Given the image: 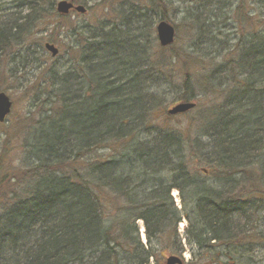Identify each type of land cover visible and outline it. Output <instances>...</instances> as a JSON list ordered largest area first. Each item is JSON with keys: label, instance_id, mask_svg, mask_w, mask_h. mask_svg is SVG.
I'll use <instances>...</instances> for the list:
<instances>
[{"label": "trees", "instance_id": "16d2710c", "mask_svg": "<svg viewBox=\"0 0 264 264\" xmlns=\"http://www.w3.org/2000/svg\"><path fill=\"white\" fill-rule=\"evenodd\" d=\"M192 1L184 21L193 53L159 62L141 11L91 31L75 73L47 77L50 94L35 96L46 98L43 114L28 112L14 143L1 146L0 264H149L155 246L181 255L182 219L188 264H227L239 253L248 264L251 239L262 237L253 217L264 209V0ZM42 2L14 0L4 13L0 83L6 56L20 57L22 40L42 24ZM151 9L165 21L160 0ZM176 63L175 103L214 101L197 122L205 142L191 124H150L158 109L150 90L173 82L165 69Z\"/></svg>", "mask_w": 264, "mask_h": 264}, {"label": "rangeland", "instance_id": "374dc122", "mask_svg": "<svg viewBox=\"0 0 264 264\" xmlns=\"http://www.w3.org/2000/svg\"><path fill=\"white\" fill-rule=\"evenodd\" d=\"M13 1L14 0H0L1 23L5 22L7 18V16H4V13L10 14L12 11L11 7ZM51 1L53 2L52 8L49 4ZM59 1L62 0H43L40 4L42 15H44L43 21L41 22L42 24L37 28L34 26L29 37H27L28 39L22 40L24 46L20 52V57H16L15 54L14 57L6 56V59L9 58L4 60L7 72L5 78L0 83V92L6 94L13 105L10 114L3 123H0V156L1 146L14 143L15 125L21 128L28 112H32L35 119H39L43 114L42 111L45 110L46 107L44 104L46 98L44 96L35 98V96L44 91H46V94H50V88L45 90L44 87L46 83L51 82L53 79L51 80L47 77L52 73L60 75L68 70L75 73L74 67L78 65L77 62L85 47V42L90 41L89 37L92 33L91 31L98 34L106 33L115 25L119 27L123 26L124 21L127 19L125 17L128 15L134 13L137 17L138 13L143 11L146 12V17H143V21L139 24L141 26H149L151 31H148V33L150 39L154 42V46L150 52L154 51L156 53L159 62L163 63V61L173 57L176 53L180 55L182 53L191 54L193 53L192 51H194L192 50V46L195 45L197 41H195V38L192 36L193 34L186 31L185 26L188 24L184 21L187 13H190V10L193 8L194 3L192 0H160L165 5V10L163 11L165 21L175 30L174 43L167 48H161L156 38L155 27L161 20L156 19L155 21V18L151 17L153 14L151 7H154L157 0H85L83 6L86 12L83 15L71 12L66 17L58 15L55 11V5ZM16 10L17 9H14V11ZM26 13V11L22 12V19L26 16ZM23 22L24 20H22V23ZM129 24L130 27L138 25L134 23L132 19L129 21ZM221 31L229 33L226 29H222ZM51 37H56V42H54L53 45L58 49V54L55 57H51V54L43 49V44L46 42L50 43ZM228 38H233L232 32H230ZM196 47L198 46L196 45ZM198 52L202 53L203 50ZM160 57H162V59ZM171 69L173 71L170 72L173 82H170L168 79L158 81V86L155 85L150 90L152 92H157L156 95L158 96L156 102L158 109L154 110L152 113L154 117L150 124L154 127L165 126L174 130H184L191 124L197 131L195 133L197 139L205 142L203 132L198 129L200 123L197 122L201 121V115H203L201 113H204L206 108L214 104V101L210 100L208 103H203L202 100H197L195 102V107L183 115H166L168 109L178 104L175 103L176 96L179 93L176 90V86L180 83L182 75L180 64L176 63L172 68H166V73H169ZM12 127L13 130L11 129ZM191 134L192 137L195 136L193 133ZM12 147L14 148L15 144ZM11 157L12 158L6 157V161H9V164H17L15 154H12ZM209 177L210 175L207 176V178ZM171 196L175 206L181 209V200L178 192L172 190ZM122 205V202H119V207ZM258 220L259 224L256 232L261 234L263 238L256 237L251 239V248L248 252V264H264V209L261 210V213L253 217L254 222ZM136 225L140 241L142 240L141 236H143V241H145L142 245H146L142 223L137 222ZM186 227V221L182 219L180 225L177 227V233L179 234V238L182 239V259L184 262L189 263L193 252L183 243L182 236H184ZM153 250L154 258L149 260V264H161L169 255L179 256L177 248L168 250L166 249V245L161 247L155 246ZM240 255L241 253H239L238 256ZM238 256L233 255L231 259L228 260L227 264H231V262H234L233 264H243L244 260L238 258ZM222 260L224 261L225 257H222Z\"/></svg>", "mask_w": 264, "mask_h": 264}, {"label": "water", "instance_id": "95a60500", "mask_svg": "<svg viewBox=\"0 0 264 264\" xmlns=\"http://www.w3.org/2000/svg\"><path fill=\"white\" fill-rule=\"evenodd\" d=\"M56 12L61 16L68 15L71 11L79 14H84L85 9L82 6L74 7L71 3L67 1H60L56 4ZM156 38L158 44L162 48H167L172 46L175 39L174 28L168 24L166 21L158 22L156 27ZM44 49L55 57L58 54V50L50 44H45ZM195 107L194 103H179L166 111L168 116H175L180 114H185L191 111ZM12 108V102L9 97L4 93L0 92V123H3L6 117L10 114ZM162 264H184V262L175 256L168 257Z\"/></svg>", "mask_w": 264, "mask_h": 264}]
</instances>
